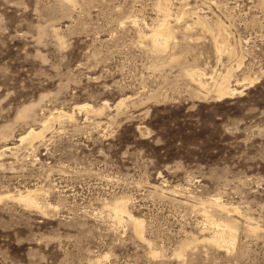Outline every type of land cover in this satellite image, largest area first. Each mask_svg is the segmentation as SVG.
Wrapping results in <instances>:
<instances>
[{
    "label": "rangeland",
    "instance_id": "374dc122",
    "mask_svg": "<svg viewBox=\"0 0 264 264\" xmlns=\"http://www.w3.org/2000/svg\"><path fill=\"white\" fill-rule=\"evenodd\" d=\"M0 264H264V0H0Z\"/></svg>",
    "mask_w": 264,
    "mask_h": 264
},
{
    "label": "bare ground",
    "instance_id": "6f19581e",
    "mask_svg": "<svg viewBox=\"0 0 264 264\" xmlns=\"http://www.w3.org/2000/svg\"><path fill=\"white\" fill-rule=\"evenodd\" d=\"M159 33H157L153 38V40H155V42L156 41H159L160 40V37H159ZM169 37V36H168ZM217 42V41H216ZM219 42V41H218ZM220 43V42H219ZM218 43V44H219ZM156 44H157V42H156ZM217 44V43H216ZM217 44V46H219ZM225 46V45H224ZM222 47L220 46L219 47V50L221 49ZM226 79H228V78H226ZM223 85V84H222ZM222 85H221V87H220V89H219V91H220V95H224V94H232V93H235L234 91L236 90V89H233V90H227V88L226 87H222ZM225 85V84H224ZM227 87H229V85L227 86ZM230 88V87H229ZM237 91V90H236ZM30 133V132H29ZM33 132H31L30 134H32ZM29 135V134H28ZM25 138L27 139V137H25V136H23L22 138H21V140L22 141H24L25 140ZM27 199H29V198H27ZM29 201L31 202V200L29 199ZM121 211H123V210H125V207L123 208V206L122 205H120V208H119ZM220 226V224H218V227ZM228 227H229V225H227ZM231 226V225H230ZM232 228H233V226H231ZM231 228V229H232ZM219 229V228H218ZM229 229H230V227H229ZM228 229V230H229ZM230 229V230H231ZM229 230V231H230ZM233 230H234V228H233ZM235 231V230H234ZM234 232L231 230V232H230V235H229V233H227V230H222L221 229V231H218V235H217V240L219 241V242H221L220 240H222V241H224V242H226L225 240H227V241H229L228 239H226V238H228V235H229V238H231V237H233L234 238V235L235 234H233ZM232 239V238H231ZM235 239H233V241H234ZM231 241V240H230ZM233 243V242H232Z\"/></svg>",
    "mask_w": 264,
    "mask_h": 264
}]
</instances>
